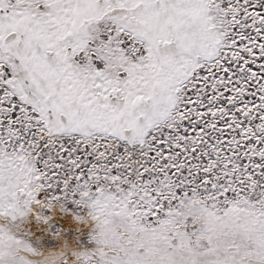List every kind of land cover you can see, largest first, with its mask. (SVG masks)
<instances>
[{"label":"snow or ice","instance_id":"1","mask_svg":"<svg viewBox=\"0 0 264 264\" xmlns=\"http://www.w3.org/2000/svg\"><path fill=\"white\" fill-rule=\"evenodd\" d=\"M0 264H264V0H0Z\"/></svg>","mask_w":264,"mask_h":264}]
</instances>
